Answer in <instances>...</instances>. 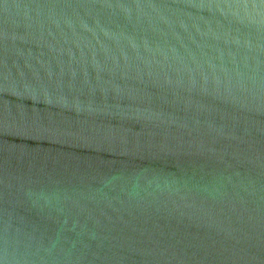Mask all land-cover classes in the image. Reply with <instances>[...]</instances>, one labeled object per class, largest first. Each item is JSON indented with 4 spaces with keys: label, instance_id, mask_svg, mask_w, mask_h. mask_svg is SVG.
Returning a JSON list of instances; mask_svg holds the SVG:
<instances>
[{
    "label": "water",
    "instance_id": "95a60500",
    "mask_svg": "<svg viewBox=\"0 0 264 264\" xmlns=\"http://www.w3.org/2000/svg\"><path fill=\"white\" fill-rule=\"evenodd\" d=\"M0 264H264V0H0Z\"/></svg>",
    "mask_w": 264,
    "mask_h": 264
}]
</instances>
